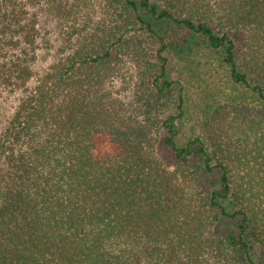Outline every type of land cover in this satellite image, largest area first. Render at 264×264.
Returning <instances> with one entry per match:
<instances>
[{"label":"trees","instance_id":"16d2710c","mask_svg":"<svg viewBox=\"0 0 264 264\" xmlns=\"http://www.w3.org/2000/svg\"><path fill=\"white\" fill-rule=\"evenodd\" d=\"M0 264H264V0H0Z\"/></svg>","mask_w":264,"mask_h":264},{"label":"rangeland","instance_id":"374dc122","mask_svg":"<svg viewBox=\"0 0 264 264\" xmlns=\"http://www.w3.org/2000/svg\"><path fill=\"white\" fill-rule=\"evenodd\" d=\"M202 53L195 54L194 58V54L191 57L172 56L169 67L171 76L188 81V106L193 125L198 119L203 120L205 113L211 112L226 96L225 93L232 90L228 73L218 58ZM192 129L187 132L190 134ZM194 131L197 133L198 129Z\"/></svg>","mask_w":264,"mask_h":264}]
</instances>
